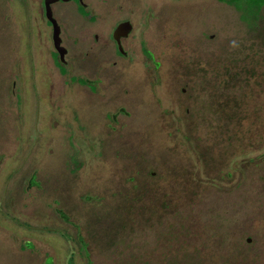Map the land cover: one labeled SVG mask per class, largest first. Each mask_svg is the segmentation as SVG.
I'll return each mask as SVG.
<instances>
[{
    "label": "rangeland",
    "instance_id": "374dc122",
    "mask_svg": "<svg viewBox=\"0 0 264 264\" xmlns=\"http://www.w3.org/2000/svg\"><path fill=\"white\" fill-rule=\"evenodd\" d=\"M150 1L177 46L123 96L0 36V264H264V5Z\"/></svg>",
    "mask_w": 264,
    "mask_h": 264
},
{
    "label": "flooded vegetation",
    "instance_id": "af4514ba",
    "mask_svg": "<svg viewBox=\"0 0 264 264\" xmlns=\"http://www.w3.org/2000/svg\"><path fill=\"white\" fill-rule=\"evenodd\" d=\"M7 1L4 5H8V11L5 12V6L0 8V36L12 33L16 38L14 47L20 51L50 53L58 72L64 75L75 63L70 54H77L79 73L77 76L67 74V79L86 87L95 83L101 92L100 86L106 83L112 96H123L119 86L128 82L130 74L141 84L143 80L132 68L121 70L117 63L129 64L132 54L140 53L144 57L142 67L151 64L157 69L159 62L154 60L153 52L177 46L174 43L166 45L174 34L167 30L166 24L155 21L161 11L150 0H52L48 4L49 13L45 0ZM220 1L239 11L230 0ZM259 19L260 14L255 23L242 20L251 28ZM98 54L109 55L103 59ZM81 69L89 74L86 71L81 74ZM155 78H159V73H155ZM250 241L248 238L247 242Z\"/></svg>",
    "mask_w": 264,
    "mask_h": 264
},
{
    "label": "trees",
    "instance_id": "16d2710c",
    "mask_svg": "<svg viewBox=\"0 0 264 264\" xmlns=\"http://www.w3.org/2000/svg\"><path fill=\"white\" fill-rule=\"evenodd\" d=\"M230 1L233 2L235 4V7L240 11V17L242 19H245L247 21H252L254 23H255L256 18L260 14V8L264 4V0H246L245 2H242L241 0H230ZM221 103L223 105L222 107H226L224 106L226 104L225 100ZM220 111H222V109ZM220 114H221L220 119H223V120H226L230 116L235 115L234 111L230 110V108L229 110H224L223 113H220ZM258 143H259L258 144L259 146L257 147L258 149L264 145V133L260 134ZM263 155H264V152H262L259 157H262ZM247 239L248 238L245 235L240 236V240L236 243V246L237 248H239V250L241 249H243L244 251L245 249H248L249 251L252 250V247H253L252 245H254V243H252L253 240H251L250 242H247ZM257 257L258 256L256 255L252 256L249 259L248 258L245 259L244 257V261L246 262V264H254V262L257 260Z\"/></svg>",
    "mask_w": 264,
    "mask_h": 264
},
{
    "label": "water",
    "instance_id": "95a60500",
    "mask_svg": "<svg viewBox=\"0 0 264 264\" xmlns=\"http://www.w3.org/2000/svg\"><path fill=\"white\" fill-rule=\"evenodd\" d=\"M52 0H45V4H46V12L49 13V9H48V4L49 2Z\"/></svg>",
    "mask_w": 264,
    "mask_h": 264
}]
</instances>
